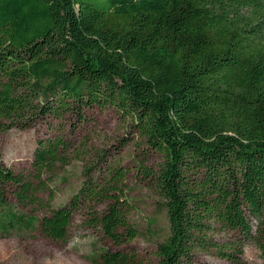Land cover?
I'll return each instance as SVG.
<instances>
[{"label": "trees", "instance_id": "1", "mask_svg": "<svg viewBox=\"0 0 264 264\" xmlns=\"http://www.w3.org/2000/svg\"><path fill=\"white\" fill-rule=\"evenodd\" d=\"M92 109L118 112L162 160L140 167L167 222L155 264L200 252L245 264L246 245L264 264V0H0V136ZM71 156V141L48 136L26 175L0 164V237L35 224L62 242L79 214L116 247L91 263L144 264L119 248L139 237L119 164L86 166L78 192L50 207ZM5 188L43 216L15 213Z\"/></svg>", "mask_w": 264, "mask_h": 264}, {"label": "rangeland", "instance_id": "2", "mask_svg": "<svg viewBox=\"0 0 264 264\" xmlns=\"http://www.w3.org/2000/svg\"><path fill=\"white\" fill-rule=\"evenodd\" d=\"M84 116L80 122L75 116L66 115L62 120L52 122L50 130L40 123L31 129H12L3 133L0 136V164L17 174L26 175L38 140L62 136L65 141H71L76 156L69 158V165L59 167L49 183L55 193L49 204L52 208L64 206L78 192L86 166L119 164L126 173L125 193L132 206L129 223L139 233L133 242L119 248L137 252L144 264H155L156 246L167 234V222L161 200L148 188L140 167L156 170L162 160L145 149L133 133L132 125L115 110H85ZM102 156L104 161H101ZM3 190L8 191L6 200L15 213L37 219L43 216L45 210L40 206L21 204L12 190ZM37 197L46 203L49 194L39 192ZM101 209L103 207L99 211ZM85 220L78 214L67 239L62 242L46 238L35 224L30 230L14 231L9 237H0V264H93L88 257L100 247H116L88 228ZM217 238L227 239L224 234L217 235ZM197 260L198 264H230L208 252L198 253ZM242 260L245 264H263L261 253L254 245L244 247Z\"/></svg>", "mask_w": 264, "mask_h": 264}]
</instances>
